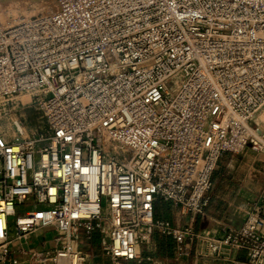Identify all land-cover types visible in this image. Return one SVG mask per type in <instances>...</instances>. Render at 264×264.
I'll list each match as a JSON object with an SVG mask.
<instances>
[{"label": "built area", "instance_id": "2783aa9c", "mask_svg": "<svg viewBox=\"0 0 264 264\" xmlns=\"http://www.w3.org/2000/svg\"><path fill=\"white\" fill-rule=\"evenodd\" d=\"M56 11L0 13V100L27 96L48 132L0 137V264L51 229L34 264L76 259L99 238L112 264L141 262L153 233L176 260L205 236L221 159L264 155V0H56ZM159 202L185 223L156 217ZM264 264L253 213L207 254ZM10 264H18L16 259Z\"/></svg>", "mask_w": 264, "mask_h": 264}, {"label": "crops", "instance_id": "0c3cea01", "mask_svg": "<svg viewBox=\"0 0 264 264\" xmlns=\"http://www.w3.org/2000/svg\"><path fill=\"white\" fill-rule=\"evenodd\" d=\"M240 158L245 160L243 168L237 170L227 166L223 169L224 173H213L212 188L208 193V206L201 215L195 216L191 224L196 233L206 237V243L201 239L191 246L188 257L174 262L171 259L173 256L171 241L153 233L149 245L145 247L148 252L143 254L141 262L134 263L157 264L156 261L159 260L160 264H247V255L244 251L222 252L218 256L207 254L211 243L218 242L227 229L241 225L246 217L257 212L264 219V166L258 170V167L264 162V158L250 159L245 156ZM225 160L227 165H234L237 162V157L229 155ZM223 175H232L233 177L240 175L238 178L235 177L234 181L232 180V182H240V186L239 183L238 185L226 183ZM156 217L159 220L168 221L174 226L185 223V216L181 214L180 209L169 203L159 202L157 204ZM43 230L35 231L25 242L10 248L6 264H10L13 259H16L18 264H34L30 260L33 254L53 249L55 246L53 230L52 239L38 240L43 234ZM154 238H158L160 242H156ZM96 241L97 235L94 236L92 242L88 243L90 253L91 249L97 245ZM86 264L112 263L100 252L97 257L90 255ZM126 264H133V262Z\"/></svg>", "mask_w": 264, "mask_h": 264}, {"label": "rangeland", "instance_id": "374dc122", "mask_svg": "<svg viewBox=\"0 0 264 264\" xmlns=\"http://www.w3.org/2000/svg\"><path fill=\"white\" fill-rule=\"evenodd\" d=\"M55 1L56 0H52V4L54 3V6H55ZM40 4H42L41 0H0V7L1 8L4 5H11V6H13L12 11H14V13H16V15H21V14H18L20 12V9L33 11V13L29 16L25 17V16L21 15L22 17H25V18H33V17H36V16L41 15V14H48V13L40 11V7L42 6V5L40 6ZM1 12H4V14H6L8 11H6L5 9L4 10L1 9L0 13ZM25 98H27V96H19L15 99L14 98H8V99L0 100V114L2 115V116H0V124L5 126V127H9V126L11 127V125H12L15 128H18V129L20 128L24 137L27 136V132L29 129L34 130L35 132H38V133L48 132V129L42 123V121L39 117V114H38V112L35 108V105H34V101L31 99V101L26 102ZM24 137L20 138L18 140V142L21 141L22 139H24ZM7 143H13V141H7ZM228 156H225L223 159H221L219 161V163L217 164V167L215 168L214 173L215 172L224 173L223 169H224V167H227V166H228V168H236L237 170L239 168H243L245 160H241L240 157H242V156L249 157L250 159L264 158V155H258V154L251 152V151H245V152L240 153L238 155H233V157H237L236 164L227 165V161L225 159H227ZM263 166H264V162L261 163L260 167H258V170H261V168ZM223 177L226 179V183H228V184L232 185L233 183H235L236 185H238V183H239V186L241 184L238 181L232 182V180L235 177L238 178V177H240V175H237L234 177L232 175L231 176L223 175ZM239 217L241 218L242 216H239ZM52 237H53L52 230L51 229H45V230H43V234L39 237L38 240L39 241L50 240V239H52ZM155 241L160 242L158 240V238H156ZM94 243H95V241H94ZM96 244L97 245L94 247V249L93 248L91 249L90 255L93 257H97L100 255L98 236H97ZM146 252H148V250H145V248H144L143 254ZM171 259H173L174 262L178 261V260H176V258H174V256H172ZM156 262H157V264L161 263L159 260ZM133 264H135V263L133 262Z\"/></svg>", "mask_w": 264, "mask_h": 264}, {"label": "bare ground", "instance_id": "6f19581e", "mask_svg": "<svg viewBox=\"0 0 264 264\" xmlns=\"http://www.w3.org/2000/svg\"><path fill=\"white\" fill-rule=\"evenodd\" d=\"M40 4V11L41 12H45L48 14H52L55 12L56 7L54 6V3L52 4V0H41ZM12 7L11 5H4L1 9H5L6 11H8L6 14H16L14 13V11H12ZM33 13V11H29V10H24V9H20V12L18 14H21L22 16H29ZM1 14H4V12H1ZM26 102H29V98H25ZM0 116H2L0 114ZM260 119H262V122H264V114H261ZM0 137L2 138L3 141L7 142V141H13V143H17L18 140L22 137H24L23 133L21 132L20 128H15L11 125V127H5L3 125L0 124ZM57 264H78V261L76 259H59Z\"/></svg>", "mask_w": 264, "mask_h": 264}]
</instances>
